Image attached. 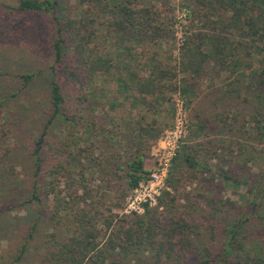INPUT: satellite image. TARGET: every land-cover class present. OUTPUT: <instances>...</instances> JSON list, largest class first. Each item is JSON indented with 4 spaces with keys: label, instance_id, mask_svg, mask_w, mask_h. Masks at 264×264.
<instances>
[{
    "label": "rangeland",
    "instance_id": "1",
    "mask_svg": "<svg viewBox=\"0 0 264 264\" xmlns=\"http://www.w3.org/2000/svg\"><path fill=\"white\" fill-rule=\"evenodd\" d=\"M147 1L156 3V16L170 27L172 39L148 47L147 55L139 54L133 66L138 74L129 77V91L124 93L126 99L122 95L115 102L118 85L111 75L124 73V55L121 54L126 55L133 44L120 35L115 25L106 23L107 19L111 21V16L107 14L97 19L90 30H101V37L89 38L85 56H78L74 66L70 54L64 64L55 61L52 17L41 12L15 14L8 6H16V0H0V155L10 152L5 161H0V169L21 175L13 194L0 200V264H47L44 259L62 245L61 239L89 232L94 225L101 235L100 248L95 250L89 239L83 245L90 253H96L93 260H89V264H96L99 262L97 252L104 247L109 234L117 232L123 237L120 232L123 220L132 223L137 215L147 212V207L155 210L161 223L164 222L163 231L170 228L168 221L172 222L171 227L190 224L182 233H191L192 240L190 256L185 259L197 262L202 259L205 247L214 249L221 245L225 220L239 217L236 206L247 214L253 211L250 184L257 180L264 167V138L258 122L264 119V82L261 83L264 42L224 34L220 24L213 28V21L199 20L194 0H146L137 8L146 7L150 4ZM60 2L65 7L63 13H74L79 6L78 0ZM236 28L240 30L243 26L239 24ZM200 32L217 36L216 42L206 40L208 44L202 51H210L221 42L218 40L229 36L234 43L235 56L229 57L224 66L214 61L205 64L198 61L195 68L199 73L194 75L181 61L186 60L184 48L189 41L198 42V38L193 37ZM106 33L108 40L102 38ZM106 45L113 54L112 70L103 67L97 59L98 54L107 52ZM136 48V54L140 53ZM144 56H147L145 61ZM146 62L153 65L144 67ZM164 68H170L177 75L171 79L155 76L157 82L165 83L160 86L163 95L155 105L154 91L140 86L137 78H147L152 71L159 73L155 69ZM254 71L259 73L254 75ZM23 74H33L34 78L26 82ZM52 78L63 87L67 112L81 109L86 112L92 123V134L88 141L82 142L80 136H86L85 128L56 119L47 128L46 157L51 161L57 159L66 135L74 143L77 158L86 165L85 174L83 178L77 177L73 186L64 183L57 187L56 192L61 190L64 196L59 204L54 192L49 191L50 185L40 194L41 204H23L22 200L30 196L27 180L32 175L34 160L30 148L52 113ZM85 81L88 86L84 85ZM83 93L89 95L90 102L89 99L80 101ZM179 100L185 104L188 132L173 159L167 188L162 191V194L169 191L170 197L175 199L166 198L163 207L158 208L161 194L157 205H147L141 213L129 212L127 200L132 190L127 189L120 165L136 154L144 158L145 168L150 173L155 161L153 147L174 127ZM149 125L147 133L144 128ZM198 125L203 126L202 131L198 130ZM75 144L79 148H75ZM185 148L190 159L179 156ZM252 155L255 160H251ZM66 192L77 196L79 202L70 200L65 204L70 197ZM85 211L87 219L94 216L96 220L91 223L83 220ZM259 211L263 212L260 217L264 220V208ZM254 217L245 224L244 232L252 240V246H257L260 241L264 244V237L259 235L264 224L254 221ZM161 239V234H157V241ZM22 245L25 250L21 254ZM129 250L120 256L125 264H183L185 260L184 256L160 255L159 248L149 242L134 245Z\"/></svg>",
    "mask_w": 264,
    "mask_h": 264
},
{
    "label": "trees",
    "instance_id": "2",
    "mask_svg": "<svg viewBox=\"0 0 264 264\" xmlns=\"http://www.w3.org/2000/svg\"><path fill=\"white\" fill-rule=\"evenodd\" d=\"M16 1L18 2L16 6H8L10 12H16L15 14L41 12L52 17L55 23V31L53 33L55 61L62 64L65 63L67 55L70 54L73 65L75 66L78 56H85L89 38L94 36L101 37V30L95 28H93V31L90 30L97 22V19L107 14L112 17L111 21L107 19L106 23L109 26L115 25L120 35L133 44L132 47H129L126 55L121 54L124 55L122 57L124 73L121 75L117 74L116 77H114V74L111 75L118 85V94L116 95V99H114L115 102H118L117 100H120V96L122 95H125L126 99L127 96L124 93L129 91V77L134 78L138 74V69L134 70L133 66L139 58V54L147 55L149 52L148 47L159 45V42L162 40L171 41L172 39L170 27L166 22L161 21L156 16V3L147 1L150 4H147L146 7L137 8L138 5L146 0H78L79 6L77 10L74 13L71 11L70 14L63 13L65 7L61 4L60 0ZM194 3L196 4L197 18L199 20L205 18L207 22L213 21L215 23L213 28L220 24L224 34H231L230 36L236 34L248 36L252 37L253 40L264 42V0H194ZM214 16H217V19H213ZM239 24L243 26L240 30L236 28ZM102 38L108 40L109 36L106 33ZM193 38H198L196 39L198 42L194 43L193 41H189L183 51L186 60L184 59L181 62L194 75L197 73L195 65L198 64V61L203 64L208 61H214L224 66L229 57L235 56L232 51L234 43L229 36L228 38L223 37L218 40L221 42L213 45L210 51H202V47L208 44L206 41L208 39L216 42L217 36L211 34L202 35L200 32L195 34ZM136 47H138L140 53L137 51L136 54ZM106 49L107 52L104 51L103 54H98V63L112 70L114 66L113 54H111L108 45H106ZM135 54L136 56H134ZM138 65L141 66V63L139 62ZM64 66L66 67L68 65ZM143 66L150 67L147 65V62L143 63ZM66 70L69 72L68 67ZM155 70H159V73L151 70L152 72L147 78L138 77L137 79H139L138 83L140 86L154 91V97L157 98L154 99V104L156 105L157 100L163 95L160 86H165V83L157 82L155 76L163 79H171L176 77L177 74L170 68ZM118 72L121 71L118 70ZM258 73V71H254V75ZM261 74V77H263L261 83H263L264 69L261 71ZM73 76L78 78L75 73H73ZM22 77L26 82H30L33 80L34 75L23 74ZM77 81L81 84L80 79ZM84 85L88 86V83L85 81ZM98 91L104 92L101 88ZM185 91L193 93L195 89H185ZM50 94L51 116L40 133L39 138L30 148V154L34 156L32 175H29L27 180L30 196L22 200L23 204L31 202L41 204L43 200L40 194L44 192L45 188H49L50 186L49 191L54 192V199L59 204L64 196L61 190L56 192L57 187H60L64 183H68V186H73L77 181V177L80 178L85 174L86 165L82 163L81 159L77 158L74 152V143L66 135V141L59 150L57 159L51 161L46 157L44 146L47 140V128L54 120L62 119L63 122L71 126L76 125V123L80 124L85 128L84 132H86L84 133L86 136H80V141L82 142L88 141L92 134V123L89 121L88 115L83 109L71 113L67 112L63 87L55 78H52L50 81ZM88 99L89 95L87 93H83L80 96L81 102ZM132 103L135 106V103ZM0 105H2V102ZM258 122L261 123L260 135L264 138V119H259ZM150 128L151 126L149 125L147 129L144 128V131L149 133ZM197 128L199 131H202L203 126L198 125ZM156 136L154 135V137ZM76 145L75 148H79V145ZM84 150L81 149L80 151L83 152ZM7 152L4 155H0V161H5V158L10 155V152ZM179 156L185 159L191 158L187 148L182 153H179ZM250 158L251 160L256 159L254 155ZM192 163L195 166L198 165L194 161ZM120 168L124 170V179L129 191L138 187L142 179L149 173V170L145 168L144 158L136 154L127 157L124 165H120ZM20 178L21 175L19 172L16 174L6 171L3 168L0 169V200L4 199V196L7 198L13 194V191L17 188V181H21ZM83 184L85 188H88L85 182ZM250 186V195L252 197L250 203L253 211L247 214L245 211H240L236 206L235 210L239 213V217H228L225 220L222 225L221 245L214 249L205 247L204 252H202L204 255L201 256L202 259L197 262L186 261V257L190 256L191 251L189 246L192 240L190 238L191 233L187 235L182 233L189 228L190 224L184 223L181 227H171L172 222L168 221L170 228L163 231L161 228L164 222L161 223V219L156 216L157 212L155 210L151 211L148 207L147 212L140 216L137 215V218L132 223L123 220L120 231L123 233V237H119L117 232H111L109 234L104 242L105 244H103L104 247L97 252L99 253V262H96L98 264H125L121 261V253L129 252V248L134 245L141 246L149 242L154 247L159 248L160 255L165 253L168 257L184 256L183 259H186L183 260V264H264V244L260 241L257 246H252V240L244 232L245 224L253 216H255L254 221L257 220V222L264 224V220L260 217L263 212L259 211L261 208H264V167L261 169L257 180L251 183ZM46 194L48 195V193ZM67 195L70 197L66 199L65 204H69L70 200H74L76 203L79 202L77 196H74L70 192ZM170 196L171 193L169 191H164L160 197L158 208L163 207V204L166 203V198H171ZM174 199L171 198V200ZM151 212H153L152 215ZM87 217L88 213L85 211L82 219L86 220ZM93 220H96L94 216L89 217L87 222L91 223ZM35 226L36 224L31 227V234ZM259 233L260 236L264 237V225L261 227ZM106 234L103 236H106ZM157 234H161L162 239L160 241H157ZM177 234H179L178 237ZM100 236L99 230L94 225L89 232L83 231L79 236L70 235L63 238L61 239L62 241L60 240L62 245L57 250H52L50 256L44 259V261L47 260V264H89V260H93V255L96 253L92 254L87 251L86 245H83V243L89 239V242L93 244V248L95 250L99 249L100 244L98 239ZM167 243L169 245H165ZM24 250L25 245H22L21 254Z\"/></svg>",
    "mask_w": 264,
    "mask_h": 264
},
{
    "label": "built area",
    "instance_id": "3",
    "mask_svg": "<svg viewBox=\"0 0 264 264\" xmlns=\"http://www.w3.org/2000/svg\"><path fill=\"white\" fill-rule=\"evenodd\" d=\"M176 105L175 125L153 147L154 166L138 187L131 191L127 200L129 212L141 213L147 205H157L162 191L167 188L173 159L178 153L182 138L188 132L189 121L184 101L179 100Z\"/></svg>",
    "mask_w": 264,
    "mask_h": 264
},
{
    "label": "crops",
    "instance_id": "4",
    "mask_svg": "<svg viewBox=\"0 0 264 264\" xmlns=\"http://www.w3.org/2000/svg\"><path fill=\"white\" fill-rule=\"evenodd\" d=\"M144 57H145V59H144V61H145L147 56H144ZM149 64H150V66H152V65H153V63H150V62H149Z\"/></svg>",
    "mask_w": 264,
    "mask_h": 264
}]
</instances>
